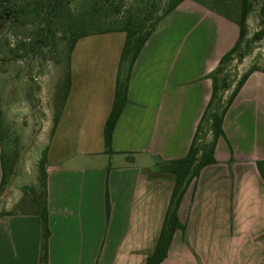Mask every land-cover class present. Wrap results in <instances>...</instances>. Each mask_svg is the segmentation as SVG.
<instances>
[{
  "label": "crops",
  "instance_id": "crops-1",
  "mask_svg": "<svg viewBox=\"0 0 264 264\" xmlns=\"http://www.w3.org/2000/svg\"><path fill=\"white\" fill-rule=\"evenodd\" d=\"M238 38L235 18L192 0L166 16L132 68L111 153L104 128L126 35L77 42L70 92L45 145L49 264L147 263L174 189L172 175L159 166L187 155L211 99V74ZM255 65L264 69L261 59L240 68L246 73ZM223 132L215 164L201 170L182 198L177 217L186 230L175 232L162 264H264V180L257 168L264 161V72L248 78ZM10 190L4 201L12 199ZM40 245L38 217L0 218V264H39Z\"/></svg>",
  "mask_w": 264,
  "mask_h": 264
},
{
  "label": "rangeland",
  "instance_id": "rangeland-1",
  "mask_svg": "<svg viewBox=\"0 0 264 264\" xmlns=\"http://www.w3.org/2000/svg\"><path fill=\"white\" fill-rule=\"evenodd\" d=\"M10 1L9 5L18 10L20 16L16 22H8L0 30V140L16 153L19 176L10 190L12 199L3 200L0 212L12 209L16 204L13 203L22 197L21 187L31 185L38 178V163L52 136L54 117L63 90L62 81L69 67L67 27L79 30L85 23L87 27L94 23L111 27L114 22L118 26L119 22H124L140 10L153 12L154 19L170 0H123L119 16L111 11L122 0H74L70 13L67 12L69 15L50 24L42 15L37 16V0ZM192 1L208 11L235 18L236 21L242 4V0ZM249 3L252 8L248 17L249 35L241 48L245 53L243 61L261 59L264 66V39L250 42L261 29L264 0H249ZM242 63H239L236 54L225 65L223 75L236 83L244 73L240 68ZM205 140L210 141L208 138Z\"/></svg>",
  "mask_w": 264,
  "mask_h": 264
},
{
  "label": "trees",
  "instance_id": "trees-1",
  "mask_svg": "<svg viewBox=\"0 0 264 264\" xmlns=\"http://www.w3.org/2000/svg\"><path fill=\"white\" fill-rule=\"evenodd\" d=\"M73 1L74 0H37L35 3L36 11H39L37 16L42 15L45 18L44 20H47L49 24L53 21L62 20L65 16L69 15L70 6ZM184 1L186 0H170L162 13L154 19L153 12L149 10H140L134 15L127 17L124 22H119L118 26L114 22L111 27H104L95 23L90 27H87V23H85L79 30H74L73 26L67 27L66 34H68L70 38V55L77 42L83 38L112 33H124L126 35L116 82L114 103L104 128V143L107 153H111L114 129L127 104L130 74L139 54L160 22ZM9 2L11 1L0 0V30L3 29L8 22H16L20 16L18 10L9 5ZM122 8L123 0L120 4L114 6L111 12L119 16V14L122 13ZM251 8L249 0H242L237 19V24L239 26L238 41L235 46L222 57L219 66L211 74V79L213 81L211 99L199 123L187 155L180 159L163 162L159 166L161 172L172 175L174 189L165 215L160 237L153 252L148 257L146 264H162L167 257L175 232L178 230L183 233L185 232V226L179 222L177 217L182 198L192 182L199 177L201 170L206 166L215 164V148L218 140L224 135V116L240 90L252 73L256 71L264 72V69L256 65L252 66L236 83H232L229 76L223 75L225 65L231 62L236 54H238L239 63H242L245 58V53L241 51V48L249 35L248 17ZM21 12L24 11L21 10ZM260 27V31L253 35L250 41L251 43H256L264 39V8L261 11ZM49 28H51V26ZM62 88L63 90L59 97L60 102L57 105V111L54 117L52 134L59 123L61 112L70 92V67H68L66 76L62 81ZM229 91H231L230 95L225 98V94ZM208 134L211 135L210 141L205 140ZM2 141L1 139L2 179L0 184V204H2L7 192L19 176V172L16 170L17 155L14 151L9 149L8 146L6 147L4 144L5 142L3 141V143ZM257 168L264 180V161L258 162ZM47 178V155L45 150L38 163V178L36 182L21 187L20 192L22 197L20 200L9 211L4 210L0 212V218L24 215L36 216L40 219L41 245L39 264H49L51 229L49 224ZM105 211L108 221L111 213L108 191H106L105 194Z\"/></svg>",
  "mask_w": 264,
  "mask_h": 264
}]
</instances>
